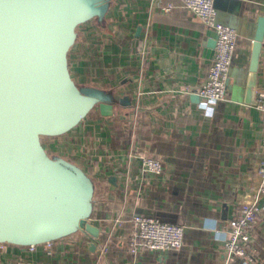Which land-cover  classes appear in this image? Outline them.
<instances>
[{"label": "crops", "instance_id": "0c3cea01", "mask_svg": "<svg viewBox=\"0 0 264 264\" xmlns=\"http://www.w3.org/2000/svg\"><path fill=\"white\" fill-rule=\"evenodd\" d=\"M218 23L237 33L228 71L227 99L209 111L192 95L209 71L213 32L179 0H114L107 25L78 28L68 67L78 85L129 97L131 108L111 118L91 113L49 148L80 165L97 183L91 224L100 230L96 251L80 236L33 250L0 246V264H264V195L246 259L223 250L226 223L237 207L254 200L264 162L263 122L244 101L253 37L264 0H212ZM173 5L170 12L163 7ZM264 92V38L255 102ZM146 157L162 165L143 169ZM115 178L114 182L110 181ZM184 227L177 251L132 255L127 241L135 214Z\"/></svg>", "mask_w": 264, "mask_h": 264}, {"label": "water", "instance_id": "95a60500", "mask_svg": "<svg viewBox=\"0 0 264 264\" xmlns=\"http://www.w3.org/2000/svg\"><path fill=\"white\" fill-rule=\"evenodd\" d=\"M113 2L0 0V246L30 249L80 236L96 251L100 230L91 219L97 183L43 139L70 133L93 112L111 118L116 109L132 107L127 96L78 85L68 67L78 28L89 22L106 28ZM263 38L260 17L245 86L249 105H256ZM214 47L213 37L207 43L212 55Z\"/></svg>", "mask_w": 264, "mask_h": 264}, {"label": "built area", "instance_id": "2783aa9c", "mask_svg": "<svg viewBox=\"0 0 264 264\" xmlns=\"http://www.w3.org/2000/svg\"><path fill=\"white\" fill-rule=\"evenodd\" d=\"M180 6L193 13L207 28L213 32L215 47L211 65L203 85L196 90L199 97V106L209 111L219 102L227 99L228 71L234 55L237 33L226 25L216 20V10L212 0H179ZM173 5L163 7L165 12H170ZM256 108L261 114L264 131V92L257 94ZM264 150V134L261 140ZM143 169L149 173L159 175L162 172L161 163L151 157L142 161ZM260 178L254 200L241 203L235 216L226 223V239L223 250L228 258L238 257L251 263L252 255L247 248L252 234V228L261 212L257 197L264 195V162H261L256 171ZM131 229L127 241L128 251L136 255L141 251H177L183 244L184 227L176 224L160 222L157 219L135 214L132 216ZM50 247V245H47ZM31 247L30 250H33Z\"/></svg>", "mask_w": 264, "mask_h": 264}, {"label": "rangeland", "instance_id": "374dc122", "mask_svg": "<svg viewBox=\"0 0 264 264\" xmlns=\"http://www.w3.org/2000/svg\"><path fill=\"white\" fill-rule=\"evenodd\" d=\"M56 140L55 139H43V143L44 144H48V143H53V142H55Z\"/></svg>", "mask_w": 264, "mask_h": 264}]
</instances>
